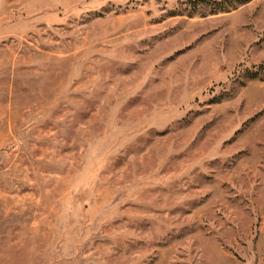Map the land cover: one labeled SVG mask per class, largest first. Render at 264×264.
I'll use <instances>...</instances> for the list:
<instances>
[{
    "label": "rangeland",
    "instance_id": "374dc122",
    "mask_svg": "<svg viewBox=\"0 0 264 264\" xmlns=\"http://www.w3.org/2000/svg\"><path fill=\"white\" fill-rule=\"evenodd\" d=\"M0 264H264V0H0Z\"/></svg>",
    "mask_w": 264,
    "mask_h": 264
}]
</instances>
